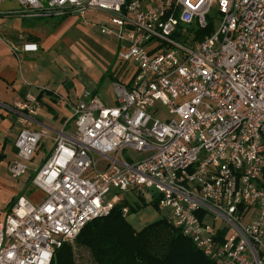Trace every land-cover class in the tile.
<instances>
[{"label": "built area", "instance_id": "1", "mask_svg": "<svg viewBox=\"0 0 264 264\" xmlns=\"http://www.w3.org/2000/svg\"><path fill=\"white\" fill-rule=\"evenodd\" d=\"M16 1L58 16L107 13L101 33L116 38L118 60L134 69L128 85L113 84L114 106L91 91L75 105L57 96L72 109V129L55 136L33 178L44 201L19 197L0 221V264H52L110 213L118 193L151 188L171 209L168 223L217 264H264V0ZM215 6L217 29L200 39ZM37 51L12 46L18 59ZM15 106L23 128L9 172L19 178L47 131L30 128L36 95ZM126 150L141 156L127 159Z\"/></svg>", "mask_w": 264, "mask_h": 264}, {"label": "crops", "instance_id": "2", "mask_svg": "<svg viewBox=\"0 0 264 264\" xmlns=\"http://www.w3.org/2000/svg\"><path fill=\"white\" fill-rule=\"evenodd\" d=\"M86 16H90L92 25L101 24L103 27L107 24L108 14L103 11L89 10ZM56 17L53 13L34 12L16 0H4L0 4V185L11 187L10 183L16 180L17 187L11 190L13 201L25 197L33 204H40L45 199V194L33 186V178L50 156L55 136L72 129V109L57 96L75 105L85 91H91L105 106H114L113 84L128 85L133 76L132 64L118 60L120 43L115 37H106L108 39L103 45L112 56L104 67L96 64L101 71L97 73L95 63L87 58L92 33L85 27V17L81 18L74 12H70L62 22H58ZM28 42L36 43L38 51L22 52L20 58H16L12 46ZM105 92L112 95L110 101L102 96ZM27 93L36 95L41 102L30 128L44 129L47 136L42 138L28 172L12 178L9 165L16 159L15 142L23 128L15 105ZM102 163L100 169L105 167ZM34 197H38L37 200H32ZM10 209V206L5 208L0 221Z\"/></svg>", "mask_w": 264, "mask_h": 264}, {"label": "trees", "instance_id": "3", "mask_svg": "<svg viewBox=\"0 0 264 264\" xmlns=\"http://www.w3.org/2000/svg\"><path fill=\"white\" fill-rule=\"evenodd\" d=\"M69 14L56 15L57 21L62 22ZM213 32L209 23L196 34L204 39ZM124 208L127 203L121 200L107 216L89 222L75 238L74 246L68 242L56 251L52 264H76L74 247L87 249L94 264H217L166 218L135 230L126 220Z\"/></svg>", "mask_w": 264, "mask_h": 264}, {"label": "rangeland", "instance_id": "4", "mask_svg": "<svg viewBox=\"0 0 264 264\" xmlns=\"http://www.w3.org/2000/svg\"><path fill=\"white\" fill-rule=\"evenodd\" d=\"M43 3L46 6L47 0H43ZM90 19H91L90 16L85 17V20H86L85 27H87L92 33L91 41H88L89 42L88 51L86 52L88 54L87 58L90 60V62L95 63L94 68H95V71H97L98 73V71L101 72L100 69H98V66L102 65L104 67V65H106L110 61V58L112 55L103 45L104 41L108 39L106 38L108 36H105L101 33V24L92 25V22L90 21ZM208 21L209 23H211L215 31L220 21V15L218 13L216 6L209 13ZM79 23L81 24L82 20L79 21ZM133 69L134 67L132 65V72H133ZM121 77H122V80H125L124 75L123 76L121 75ZM102 96L106 97V99L109 101H110L109 98L112 99V95L108 93L102 94ZM157 106H159L160 112L163 114L162 117L169 118L167 110L160 104H157ZM124 156L127 159H131V158H140L141 155L131 150H126L124 152ZM96 158H99V157L97 156ZM102 166H103V163L98 161V167L100 168ZM23 179L24 178H22L19 181H22ZM14 181L13 182L15 184L10 183L11 187H3L2 185H0V204H1L0 216L3 215V212H5V208L7 206H10L13 201L14 197L12 196L11 190L14 186L17 187L16 180ZM115 193L117 192L112 191L111 194L109 195V198ZM118 196L120 198L119 202H121L122 200L127 203V208L129 210V213L126 214V220L137 231L143 229L145 226L153 222L165 219L170 214V210H171L170 207H164V206L162 207L160 204L157 205L158 192L153 188L143 189L142 191L129 190L127 192L118 193ZM37 198L38 197H34V199L32 200H37ZM73 242L74 241L70 242L69 244L74 246ZM74 254H75L76 264H94L91 254L87 249L74 247Z\"/></svg>", "mask_w": 264, "mask_h": 264}, {"label": "water", "instance_id": "5", "mask_svg": "<svg viewBox=\"0 0 264 264\" xmlns=\"http://www.w3.org/2000/svg\"><path fill=\"white\" fill-rule=\"evenodd\" d=\"M173 36H174L175 38H177V37H178V34H177V33H175V34H173Z\"/></svg>", "mask_w": 264, "mask_h": 264}]
</instances>
